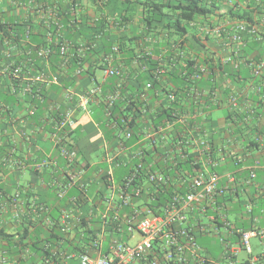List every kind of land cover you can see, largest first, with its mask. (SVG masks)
<instances>
[{"label": "crops", "instance_id": "1", "mask_svg": "<svg viewBox=\"0 0 264 264\" xmlns=\"http://www.w3.org/2000/svg\"><path fill=\"white\" fill-rule=\"evenodd\" d=\"M142 1L0 0L1 24L30 27L33 34L38 35L44 33L45 25L61 22L65 26L62 30L65 40L95 46L93 60L96 66L103 65L110 48L122 45L126 52L121 54L118 63L127 72L122 79L121 99H138V103L148 106L147 114L138 118L132 128L133 138L125 140L122 127L118 126L116 119L108 120L105 112L106 96L111 90L109 88L113 89L114 85L107 84L111 79H105L104 73L99 78L97 70L95 76L103 88V95L91 103L89 113L75 111L76 126L67 137V142L78 150V160L75 165H68L55 146L51 111L57 106L62 110L74 109L75 106L66 100L65 92L59 90L60 86L44 90L42 94L45 95L41 98L29 97L23 91L24 84L12 81L5 73V66L9 63L6 58L9 49L0 45V192L3 195L0 198V228L10 235L23 233L28 228L25 239L28 246L40 242L42 246L57 250L63 256L69 248L80 246L82 236L79 238L78 234L87 229L83 221L97 236V240L103 243L108 240L111 243L113 236L104 231L103 226L99 232L95 224L96 220L102 219L106 210L104 198L109 191L104 180L108 173H112L113 180L119 184L128 173V168L123 165L111 167L107 157L129 161L131 152L141 147L149 148L151 141L148 134L151 128L163 123L164 120L156 119L163 107L171 106L172 114L176 115L172 119L171 128L166 130L169 140L185 133L194 146L206 142L211 148L223 150L226 154L247 153L252 158L264 159V154H258L250 147L253 124L259 121L264 128V92L262 96L256 95L252 86H257L258 80L254 82L250 70L243 65L240 69H245L237 75L235 73L240 69L235 72L231 65H225L222 69L213 66L214 61L220 62L231 55L235 46H229L227 35L205 39L202 32L204 28L238 21L215 18L196 23V33L192 31L188 35L183 49L176 44L172 53L169 46L174 44L176 37L146 30L140 5ZM221 3L225 5L226 2ZM98 21L104 24L99 25ZM258 28L259 32H264V26L258 25ZM9 47L16 54L15 57L23 62L25 55L21 51L18 53L14 44ZM144 50L153 53V61L158 62L156 69L163 67L166 70L158 81H153L152 85L156 84L152 90H146L148 80L140 81L141 76L138 77V69L131 59ZM238 52L239 59H235L237 62L242 59L264 61V36L259 33L257 38H249L245 45L239 47ZM170 53L174 57L166 61ZM189 56L200 60L213 58L210 65L215 71L201 81L181 85L174 74L178 73L183 58ZM37 70L29 67L31 74H36ZM73 86L77 90H85L91 84L86 78H81ZM169 93L175 95V102L167 100L166 95ZM233 93L240 94V109L235 115L230 111L228 100ZM94 110L100 111L96 118ZM248 110L254 111L256 119L251 116L246 121ZM182 120H186V123ZM161 145L157 141L156 146ZM252 158L249 164H252ZM231 161L226 158L219 169L233 170L235 166ZM78 172L82 174L71 184L69 175ZM258 177L261 182L264 174L259 173ZM68 184L71 185L65 197L59 199V190ZM36 209L45 211L36 215ZM66 210L71 212V221L68 229H63L61 217ZM260 225H264L262 220ZM53 232H58L67 240H54L51 237ZM3 247L0 241V256L8 257ZM87 250L93 254L90 246H87ZM80 254L78 251L71 253L75 258Z\"/></svg>", "mask_w": 264, "mask_h": 264}, {"label": "built area", "instance_id": "2", "mask_svg": "<svg viewBox=\"0 0 264 264\" xmlns=\"http://www.w3.org/2000/svg\"><path fill=\"white\" fill-rule=\"evenodd\" d=\"M207 3L226 4L234 0H205ZM58 28L57 39H62V26ZM191 26H196L192 23ZM230 28V30H229ZM203 37L213 38L227 35V41L232 54L226 56L219 63L222 66L231 65L238 70L241 65L250 70L252 80L258 79L257 86L253 87L258 96L264 92V61L239 59V47L245 45L249 38H257L258 25L246 21L227 23L212 28L202 29ZM28 35V34H27ZM50 45L42 46L34 52L25 53L20 65H14L11 48L6 53L9 63L5 66V73L12 81L24 84L23 91L32 99L41 98L44 90L53 86L62 87V78L67 77V71L72 64H76L73 76L76 79L85 78L87 65L82 62L95 46L87 43H71L61 40L53 47L52 36L48 35ZM52 45V46H51ZM226 46V44H225ZM58 54V55H56ZM119 46L115 45L105 55L103 72L105 79L117 78L119 83L108 91L105 100L107 118L111 116L114 104L120 99L122 79L126 69L118 63ZM58 56L57 62L53 59ZM153 59L150 50L137 53L133 63L138 72L148 70L147 63ZM195 59H193L194 61ZM37 68L36 74H31L29 67ZM55 68V70H53ZM189 74L190 83L203 80L212 73L210 68L197 61ZM213 71H215L213 69ZM166 70L162 67L152 72L153 78L146 83V90L153 89V81ZM90 88L77 90L76 86L63 87L65 98L73 103L74 109L62 110L54 107L51 111L53 121V138L59 155L68 165H75L78 160V150L68 144L67 137L75 129L74 113L80 110L89 113L91 103L103 95V88L96 78H88ZM36 87V94L33 88ZM215 94V92H214ZM35 96V98H34ZM144 96V95H143ZM169 102H175L173 93L166 95ZM230 111L232 115L239 113L240 94L229 96ZM148 106H143V115L147 114ZM246 121L255 117L254 111L248 110ZM172 114L169 120H164L161 126L151 128L148 139L149 148L141 147L131 152L129 161L107 157L111 167L124 166L128 168L121 183L113 180L112 173L107 174L105 187L109 194L105 196L106 210L102 215L104 231L111 234L112 241L106 253L103 252V242L95 240L90 248L93 254L81 253L78 257L65 254L63 260H56L57 264H264V253L253 255L252 239L264 242V179L260 182L258 174H264V159L252 158L251 154H226L223 150H215L203 142L194 146L182 133L174 139H168L166 130L171 128ZM256 119V117H255ZM186 123V120H182ZM133 117H128L122 127L125 140H131L134 133L129 129ZM248 123V122H247ZM124 131V132H123ZM251 149L264 154V130L259 121L253 124ZM157 141L162 143L156 146ZM232 159L231 163L236 170L219 171L220 164ZM252 158V164L249 159ZM220 159V161H218ZM246 173V174H245ZM82 172L71 173L70 183L78 178ZM68 184L58 192L62 199L67 193ZM0 197L2 193L0 192ZM262 201L259 214H254L258 201ZM45 210L36 209L35 214ZM243 217L250 222L248 228L237 224L236 220ZM71 221V212L66 210L61 217V226L68 229ZM64 231V230H63ZM138 235L136 237L135 235ZM116 236V237H115ZM200 237H212L219 240L221 254L218 259L213 258L206 248L198 243ZM127 239V240H124ZM245 251L248 258L238 261V255ZM30 251L27 249L20 258L0 256V264H52L55 254L49 255L45 260H26ZM76 259V260H72Z\"/></svg>", "mask_w": 264, "mask_h": 264}, {"label": "trees", "instance_id": "3", "mask_svg": "<svg viewBox=\"0 0 264 264\" xmlns=\"http://www.w3.org/2000/svg\"><path fill=\"white\" fill-rule=\"evenodd\" d=\"M140 5L143 9V22L148 32L167 34L169 36L176 37V40L173 44L174 46L173 45L169 46L170 50H172V53L174 52L176 44H179L181 46L180 49H183L184 47L183 45L188 40V35H190L192 31L197 30V28H195L196 26L195 27L191 26L192 23H197V24L199 22L204 23L206 21H210L212 19L217 18L218 20L229 19L233 22L246 21L254 25L257 24L262 27L264 26V0H234L233 3L231 4L225 3V5H223L221 2L207 3V1L205 0H143L142 2H140ZM56 23L60 24L63 28L65 27L64 24L61 22H54L52 24L50 23L44 26L45 29L44 33H39L38 35H34L30 27L24 28L23 25H6L0 23V45L2 47H6L7 49H10L9 47L10 44H14L15 49H18L16 51L18 53L21 51L22 55L23 54L25 55V53L28 51L34 52L36 49L41 48L42 46L50 45L48 40V35H51L52 36L51 43L53 47H56L57 44L61 43V40L67 41L63 38V36L61 40L56 38V36L58 35V28ZM98 24L103 25L104 23L98 21ZM195 33L196 31L193 32V34ZM259 33L262 36H264V32L262 33L259 32ZM61 35H62V31H61ZM118 46H119V54H120L119 56H121V54L126 52V50L122 45H118ZM110 50L108 51V53L110 52ZM172 53L168 54L166 61L169 58L172 59L174 57ZM15 55L16 54H13L12 61L14 65H20L21 61L18 60V58H16ZM135 56L131 57L132 61L135 59ZM93 58H94V49L91 53H88L86 55V58L82 62L83 65L88 66L84 74L87 80L88 78L91 77L96 78L95 76L96 71L104 69L103 66H96ZM15 59H17V61ZM57 60H58V56H55L53 61L57 62ZM176 60L180 62L179 59ZM212 60L213 58L211 60L208 58H205L204 60L203 59L200 60L199 58H196L193 61V59L190 56L186 58L184 57L181 63V67L178 70V73L174 74L175 79L180 80L181 85H186L187 83H190L188 76L189 74H191L193 70L192 67L194 66V64H196L197 61H200L202 62V64L207 65L212 72L213 69L212 66L210 65V61ZM214 62L215 63L212 64L217 69H222V67H224L219 62L217 61ZM147 65H148V70L146 72H139L138 74V77L141 76L140 81H142L143 79H146V81L147 80L150 81L153 78L152 72L156 69L155 67L158 65V62H154L152 59L147 63ZM76 66H77L76 64H72L70 69L67 71V75H66L67 77L65 78L63 77L61 79L62 87L59 89L60 91L63 90V87L73 86L77 82L78 79H76L73 76ZM135 68L137 67L135 66ZM244 69H245L244 67L243 68L241 67V69L238 70L237 73L235 74L236 75L238 73L241 74L242 70ZM53 70H55V68ZM257 80L254 79V82ZM257 82H259V80ZM117 83H119V80L117 78H113L107 84L110 85L113 84L114 86H116ZM155 84L156 82L154 83V85ZM36 89H37L36 87L32 89L34 94L37 93ZM106 90H108V88L104 89V91ZM121 90L122 88L120 89L121 92L120 99L114 104V108L112 109L111 116L108 117L109 118L108 120L116 119L118 126L123 127L124 125L123 123L127 121L128 117H133V123L129 125V129L132 130L136 120L143 116L142 110L144 104L138 103V99H136L135 101H127L125 99L123 101V99H121L123 97V93ZM172 112H173V108H171V106L163 107L162 110L159 113H157L158 115L156 119L158 121L169 120L172 115ZM262 129L264 130V128ZM71 133L72 132H70L69 135ZM251 146H253V143L250 142V147ZM236 169L237 168L235 167L233 170ZM219 171L222 172L225 170L219 169ZM104 181L107 183L106 176ZM0 198H3V195ZM252 201L255 202L258 200L252 199ZM261 207H262V201L259 200L257 203V209H255L253 213L259 214V209ZM235 222L239 225H242L243 228H248L250 226V222L246 219V217H243L239 221L236 220ZM82 223L84 227L87 226L86 230L78 234L79 238L82 236L81 238L82 242L80 243V246L78 248H74V247L69 248L70 252L64 251L68 255L75 251L76 252L78 251L79 253H86L88 251L87 246H91V243L97 239V236L94 235V232L88 228L87 223L84 221ZM95 224L96 226L99 227V232H100L101 226L104 225L103 218L96 220ZM27 235H28V228H25L23 233L18 232L17 234L14 235L6 234L0 228V241L4 244L2 250L9 255L8 257L11 258L17 257L20 258V260H23L21 259V256L23 255V253H25L27 249H29L30 255L29 258L26 260H45L51 254H55V257L51 259L54 260L52 264H57L56 260H63L62 257H59L60 256L59 251L54 250L52 248H48L46 246H42L40 242H34L32 245L28 246L27 243L25 242ZM51 237L54 240L56 239L67 240V238L62 237L58 232H53ZM203 241H204V237H200L198 239V243L202 247H204L202 244ZM109 243L110 242L108 240H106L103 243L102 250L104 253H106ZM206 250L213 258L218 259V257L210 249L206 248ZM33 256L35 257L32 258ZM72 260H76V259H72Z\"/></svg>", "mask_w": 264, "mask_h": 264}, {"label": "rangeland", "instance_id": "4", "mask_svg": "<svg viewBox=\"0 0 264 264\" xmlns=\"http://www.w3.org/2000/svg\"><path fill=\"white\" fill-rule=\"evenodd\" d=\"M97 13V12H96ZM99 17V14H97ZM99 74V78L103 76V71L101 72L99 70L98 72ZM100 114V111L98 110H94V116L96 118V116ZM136 237H138V235H135ZM203 246L204 248H208L210 249L213 253L215 252V255L217 256L218 253L221 252V244L219 242V240L212 238V237H204V241H203ZM251 246H252V250H253V255H257L260 254L262 252H264V242L260 241L259 239H252L251 240ZM218 257V256H217ZM248 258V255L246 254L245 251H241L238 255V261H243L246 260Z\"/></svg>", "mask_w": 264, "mask_h": 264}]
</instances>
